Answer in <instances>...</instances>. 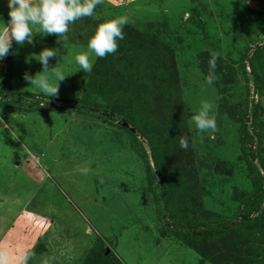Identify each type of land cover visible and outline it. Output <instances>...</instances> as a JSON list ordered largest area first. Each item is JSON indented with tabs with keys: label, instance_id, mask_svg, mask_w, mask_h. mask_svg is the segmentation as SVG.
<instances>
[{
	"label": "rangeland",
	"instance_id": "374dc122",
	"mask_svg": "<svg viewBox=\"0 0 264 264\" xmlns=\"http://www.w3.org/2000/svg\"><path fill=\"white\" fill-rule=\"evenodd\" d=\"M8 12L7 0H0L5 24ZM120 15L129 22L117 55L110 54V71L131 73L134 81L97 90L104 58H94L87 74L74 57L100 23ZM33 34L32 45L13 41L0 60L2 93L21 99L0 100L7 125L0 124V249L9 252V264L26 250L55 257L53 264H264V212L243 226L235 216L243 198L254 199L251 163L264 166V0H103L92 17L69 26L66 40L35 28ZM44 48L60 49L49 61L67 76L58 98L23 79L42 71L35 56ZM214 53L218 79L208 85ZM159 69L171 72L150 73ZM122 91L129 125L122 124L138 140L119 127L122 115L106 110ZM58 100L95 110L45 108ZM202 100L215 105V133H200L192 122ZM138 131L156 139L176 187L166 206L186 223L225 215L226 228L194 229L190 247L183 232L167 229L176 222L159 216ZM249 215L255 219L257 212Z\"/></svg>",
	"mask_w": 264,
	"mask_h": 264
},
{
	"label": "clouds",
	"instance_id": "9594fccd",
	"mask_svg": "<svg viewBox=\"0 0 264 264\" xmlns=\"http://www.w3.org/2000/svg\"><path fill=\"white\" fill-rule=\"evenodd\" d=\"M102 3L103 0H7L9 20L5 24L0 19V60L10 54L13 41L20 46L25 42L32 45L34 28L42 36L55 35L66 40L69 26L84 17H92L96 7ZM128 22L126 15H120L100 23L89 38L86 48L82 46L74 57L80 69L88 74L93 68L94 58H106L110 54H115L118 50V40L124 39L123 27ZM59 53V48H44L35 56L41 64L42 71L34 76L27 73L23 75L24 80L40 89L47 97L58 98L60 82L67 77L61 67L49 66V61L56 58ZM219 55L214 53L209 60V74L205 81L208 85H212L218 79L215 69ZM214 108L213 103L202 100L195 109L196 114L191 119L200 133L218 131ZM0 124L7 126L2 118ZM2 142L3 137L0 136V144H3ZM179 144L181 149L188 148V140L184 137L180 138ZM78 170L84 174L88 171ZM28 215L33 216L35 213L29 212ZM9 259V252L0 249V264H9ZM34 259H39V264H53L55 257L42 254V257L38 258L34 251L26 250L15 255V264H30Z\"/></svg>",
	"mask_w": 264,
	"mask_h": 264
},
{
	"label": "trees",
	"instance_id": "16d2710c",
	"mask_svg": "<svg viewBox=\"0 0 264 264\" xmlns=\"http://www.w3.org/2000/svg\"><path fill=\"white\" fill-rule=\"evenodd\" d=\"M116 54V53H115ZM117 55V54H116ZM254 56V55H253ZM253 58V57H252ZM103 63L100 64V81L98 84V86H96L97 90H110L109 86H112V88L115 87V83H118L121 81V83L128 81L129 82H133L134 78L133 75L130 73V75L124 73V72H120V71H115V73H113V71H110V66L112 64L111 61H113L111 59V55H108L106 58H104V60H102ZM253 64H251L252 66ZM154 72L158 77H164L166 74L170 73L171 71H164V70H156V71H150V73ZM128 75V76H127ZM144 75L149 76L148 72H146ZM119 80V81H118ZM118 81V82H116ZM2 92H5L3 90L0 89V100L1 99H8L11 101H21V99H18V97L15 96H11L9 94H4ZM117 96H119L117 98L116 101L111 102L106 108L107 113L110 115H114L115 117L122 115L123 118L121 120V123L119 124V127L121 129L126 130L131 136H133L135 138V140L137 139L136 135L131 133L130 130L125 127L122 122H126L129 125V118L128 117V110H127V105L125 103L126 99L128 98L126 96V94L124 93V91L120 92V94H118ZM47 104V103H45ZM65 101H61L58 100L57 102L53 103V104H47L45 106V108L47 110H69L72 112H76L79 114H86V113H90V111H94L95 109L90 107L89 105H87L86 103H84L83 101H81V103H72L71 105H65ZM35 108H42V106H40V103L38 101H35V103L33 104ZM106 106V105H105ZM104 106V107H105ZM39 108V109H40ZM104 120V119H103ZM160 121L162 122V120L160 119ZM145 124H148L150 122H144ZM152 124H150V126L152 127V129H157V123L153 124V122H151ZM139 133V131H138ZM139 135H141L142 137H144L145 141H146V151H142V157H143V163H144V170H145V175H146V179L148 182V187L151 190V183H153V181H155V186L152 188V193L154 194V198H155V202L158 205V213L159 216H163L166 215L169 218L175 220L176 224H174V226H171L170 229L176 233L178 232H183L185 234V236H183L182 240H184L185 242L186 239L190 240L191 238V232L194 231V229H202L203 232H216L217 230H222L223 228H226V216L225 215H221L219 213H215L214 215H211V217H209L207 220H199L197 221H192V223H186V219L184 217H182L181 215H179L177 212H175L173 209H169L166 205H169L168 202H170L171 197H173L174 195H170V191L171 190H175L177 192V190L175 189L176 187L172 188V180L170 178L169 173L167 172V170L164 169V162L165 160L163 159V157L161 156L160 153V149L158 144L156 143V139L152 138V136H150L148 133H144L143 131H141L139 133ZM138 140V139H137ZM140 143V148H142L141 146V142L138 141ZM251 169H252V173L254 174V181H255V189L253 190V197L254 199L249 200V197L243 198L242 199V203L244 204V207L239 205V208H241L240 212L238 213V215H235L236 212L233 211L229 208L226 211L227 212H231V215H235L236 218H239V224L240 226L243 225H248V224H252L255 221H258L259 219H261L262 214L264 212V207L260 209V207H258V204L262 203V199L264 197V190L262 189V184L264 182V166L261 165L260 166V170L257 168L256 165H252L251 163ZM176 196V194H175ZM252 196V195H251ZM248 200V201H247ZM250 211H255L257 212V216L255 219L250 218ZM228 216V215H227ZM160 217V219H161ZM188 222V221H187ZM222 223V224H221ZM192 224V225H191ZM238 225L237 224H233L232 227L236 228ZM166 228V227H165ZM258 231V229H257ZM188 243V246L190 247V243ZM101 258H106L103 256V254H100V259ZM105 260V259H104Z\"/></svg>",
	"mask_w": 264,
	"mask_h": 264
}]
</instances>
